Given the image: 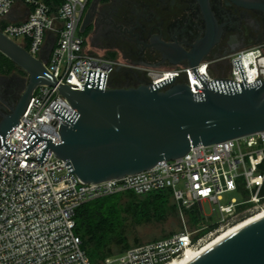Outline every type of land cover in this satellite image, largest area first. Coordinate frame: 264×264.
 Segmentation results:
<instances>
[{
  "label": "built area",
  "instance_id": "built-area-1",
  "mask_svg": "<svg viewBox=\"0 0 264 264\" xmlns=\"http://www.w3.org/2000/svg\"><path fill=\"white\" fill-rule=\"evenodd\" d=\"M30 6L23 21L9 18L15 4ZM90 0H65L54 14L44 0H0V30L20 43L62 84L81 89L88 69L107 73V83L120 60L94 53L86 45L80 28L85 5ZM56 36L47 47V33ZM247 81L264 80V53L259 48L240 51ZM176 64L170 68L145 67L146 82L160 84L176 80L204 88L201 75L213 79L209 63L196 67ZM255 78H251V72ZM232 80L242 81L236 66ZM74 110L56 86H40L34 92L20 123L7 135L15 150L25 148L30 131L61 141L62 119L56 104ZM47 141L40 140L29 152L9 153L0 139V264H92L76 232V210L83 203L117 193L142 195L170 190L184 227L157 240L111 255L105 264H167L189 248L197 249L225 228L264 210V131L211 145L193 146L182 157L158 162L151 169L100 183H85L69 172L65 160L53 150L41 163L36 158ZM229 193L237 195L227 196ZM206 205L209 211L206 210ZM196 211L201 221L193 230L186 212Z\"/></svg>",
  "mask_w": 264,
  "mask_h": 264
},
{
  "label": "water",
  "instance_id": "water-1",
  "mask_svg": "<svg viewBox=\"0 0 264 264\" xmlns=\"http://www.w3.org/2000/svg\"><path fill=\"white\" fill-rule=\"evenodd\" d=\"M88 18L83 20L81 32ZM210 45L209 41L203 42L191 53L170 54L168 58L175 64L186 58L197 70ZM0 52L28 73L20 98L8 114L2 115L1 148L27 154L40 140H46L47 145L36 158L43 163L48 151L53 150L65 160L69 172L85 183L151 169L160 161L184 156L193 146L264 131V80L248 82L241 58L234 62L242 81L210 80L201 75L204 88L194 84L198 92L176 80L113 87L106 81V72L92 69H88L81 90L59 82L44 59L32 55L1 30ZM44 85L58 87L74 112L69 113L58 103L53 109L62 119L59 143L31 130L29 144L17 151L6 142L7 135L20 123L36 89ZM184 264H264V215Z\"/></svg>",
  "mask_w": 264,
  "mask_h": 264
},
{
  "label": "flooded vegetation",
  "instance_id": "flooded-vegetation-1",
  "mask_svg": "<svg viewBox=\"0 0 264 264\" xmlns=\"http://www.w3.org/2000/svg\"><path fill=\"white\" fill-rule=\"evenodd\" d=\"M87 15L85 43L120 60L111 77L119 86L146 82L145 67L170 68V54L191 53L203 42L211 43L201 62L215 71L212 78L230 79L240 51L264 53V0H90L82 22ZM177 64L190 65L186 58ZM1 76L0 121L23 82L15 72Z\"/></svg>",
  "mask_w": 264,
  "mask_h": 264
},
{
  "label": "trees",
  "instance_id": "trees-1",
  "mask_svg": "<svg viewBox=\"0 0 264 264\" xmlns=\"http://www.w3.org/2000/svg\"><path fill=\"white\" fill-rule=\"evenodd\" d=\"M44 1L54 14H58L65 0ZM25 48H28L27 44ZM0 72L4 75H11L15 72L22 76H28L26 71L1 52ZM110 85L119 86L113 80ZM126 210L132 213L135 223L164 222L171 213L178 215L180 213L170 190L153 191L142 195L129 191L83 203L76 210V232L81 236L82 247L92 264H101L107 257L122 253L132 247L128 244V238L125 235L124 213ZM113 246H120L121 251L114 253Z\"/></svg>",
  "mask_w": 264,
  "mask_h": 264
},
{
  "label": "rangeland",
  "instance_id": "rangeland-1",
  "mask_svg": "<svg viewBox=\"0 0 264 264\" xmlns=\"http://www.w3.org/2000/svg\"><path fill=\"white\" fill-rule=\"evenodd\" d=\"M102 53H104V56L115 58V56L109 54L108 50L103 49L100 50ZM210 74L212 76L215 75V71L213 69L209 70ZM19 74V73H18ZM20 75V74H19ZM21 76V79L23 82L20 84V93L18 95L21 96L22 92L24 91L26 87V83L28 80V76ZM0 77L1 72H0ZM237 195L236 193H229L227 196ZM125 200V198H123ZM209 206L206 205V210L209 211ZM124 212V211H123ZM186 212V224L188 225V228L190 230L195 229L198 227L201 223L199 216H197L196 211H185ZM125 216V235L128 238V244L130 246H135L138 243H146L151 240H155L158 238H162L165 236H168L176 231H179L183 229L184 227V220L181 217V214H175L171 213L168 219L164 222H150V223H135V221L132 218V213L129 210H126L124 213ZM121 251L120 246H113V252L118 253ZM107 259V258H106ZM101 264H105V261Z\"/></svg>",
  "mask_w": 264,
  "mask_h": 264
},
{
  "label": "bare ground",
  "instance_id": "bare-ground-1",
  "mask_svg": "<svg viewBox=\"0 0 264 264\" xmlns=\"http://www.w3.org/2000/svg\"><path fill=\"white\" fill-rule=\"evenodd\" d=\"M255 76H256V73L254 71L251 72L250 77L253 79V78H255ZM263 215H264V210H260L256 214H254L252 217L247 218V219L240 221L238 223H235L233 225H230L229 227L225 228L223 231H221L220 233L215 235L213 238L208 240L201 247H199L197 249L189 248L181 257H178V258L170 261L167 264H184V263L192 260L194 256L203 252L204 250H206L207 248H209L210 246H212L213 244H215L216 242H218L219 240H221L222 238H224L225 236H227L228 234H230L234 230L242 227L243 225H245V224H247V223L263 216Z\"/></svg>",
  "mask_w": 264,
  "mask_h": 264
},
{
  "label": "crops",
  "instance_id": "crops-1",
  "mask_svg": "<svg viewBox=\"0 0 264 264\" xmlns=\"http://www.w3.org/2000/svg\"><path fill=\"white\" fill-rule=\"evenodd\" d=\"M29 12H30V6H28L27 4L21 1H18L15 4L14 9L10 14L9 18L14 21H23L27 18ZM55 36L56 34L53 31H49L47 33V40H48L46 44L47 47L49 46L50 40L54 39Z\"/></svg>",
  "mask_w": 264,
  "mask_h": 264
}]
</instances>
